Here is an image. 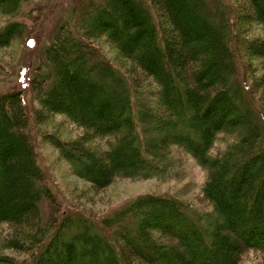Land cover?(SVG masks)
<instances>
[{
  "label": "trees",
  "instance_id": "16d2710c",
  "mask_svg": "<svg viewBox=\"0 0 264 264\" xmlns=\"http://www.w3.org/2000/svg\"><path fill=\"white\" fill-rule=\"evenodd\" d=\"M248 1L264 24V0ZM24 2L0 0V17L21 16ZM47 17L25 37L24 24L7 22L0 47L13 37L40 51ZM242 22L226 0L75 2L38 64L14 66L13 87L0 94V228H12L2 247L25 257L0 255V264H239L247 250L264 264V107L249 65L264 58V41L239 37ZM100 37L156 81L155 101L92 45ZM29 96L38 106L31 112ZM56 114L82 132L66 140L35 129ZM34 133L48 136L75 175L101 186L117 176L171 177L170 148L182 147L206 171L212 216L192 217L170 196L147 195L99 223L68 209L53 218L42 210L55 199ZM220 134L232 139L211 155ZM104 136L113 140L105 151L93 142Z\"/></svg>",
  "mask_w": 264,
  "mask_h": 264
},
{
  "label": "rangeland",
  "instance_id": "374dc122",
  "mask_svg": "<svg viewBox=\"0 0 264 264\" xmlns=\"http://www.w3.org/2000/svg\"><path fill=\"white\" fill-rule=\"evenodd\" d=\"M77 1L26 0L23 6L20 7L22 15L16 18L1 16L0 27L13 21L21 23L20 25L24 24L25 26L22 25V27L24 26L23 34L20 33L21 35H19L25 37V35L31 33L33 24L40 20L46 12L48 17L42 25L44 33H42L43 42L39 46L41 51L50 35L62 23L67 12ZM226 2L230 5L233 4L236 13L240 16V21L243 20L239 26V28L241 27L239 37L246 41L252 39L264 41V24L255 18L256 13L251 9L249 1L226 0ZM36 9H38V12L35 11ZM39 11L42 13H39ZM20 41L12 37L8 44L0 47V66L3 67L0 72V94L11 91L14 66L19 64L18 67L23 68L38 64L39 49L32 52L30 46H24L23 48ZM92 45L104 55L111 66L124 74L133 86L135 85L139 90L144 91V98L146 96L145 92L148 94L153 93L154 96L148 97V101L149 99L155 101V93L158 94L159 89L156 81L141 73L130 60L116 49L113 42L107 37H100L92 40ZM250 61L249 65L252 66L253 73V79L251 80L253 82V95L264 107V90H262L264 89V58H251ZM261 97L263 98L262 101L260 100ZM28 105L27 111L31 112L32 109H38L32 96L28 98ZM52 117L49 122L43 120L42 124H47L46 127L36 125L35 129L41 133L44 132L45 135L52 133L54 129V132H58L66 140H70L82 132V129L71 124L64 116L56 114ZM231 139L230 135H218L210 154L215 155L224 151ZM48 140V136L36 138L34 133L33 141L37 164L44 175L45 184L50 188L54 196L53 199H55L52 206L43 205L42 210L48 212L53 218L62 215L68 209L74 213L89 216L95 223H99L103 217L118 211L133 199L147 195L170 196L179 201L184 210L192 217L205 218L204 214L212 216V208L202 192L206 180V171L182 147L172 146L170 148L171 169L168 175H171V177L133 180L117 176L109 180L105 186H101L98 184L93 185L75 175L71 164L50 145ZM112 141L111 137L104 136L95 138L93 142L105 151L107 145L111 144ZM11 232L12 228L9 226L0 228V255L13 257L14 260L20 262L25 259L23 255L4 250L2 247V239ZM239 264H260V255L256 251L247 250L239 258Z\"/></svg>",
  "mask_w": 264,
  "mask_h": 264
}]
</instances>
